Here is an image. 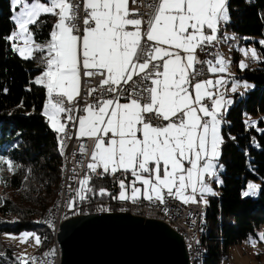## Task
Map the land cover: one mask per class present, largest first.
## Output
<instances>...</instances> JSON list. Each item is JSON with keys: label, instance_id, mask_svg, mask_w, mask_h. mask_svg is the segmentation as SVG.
<instances>
[{"label": "snow or ice", "instance_id": "6c2138e0", "mask_svg": "<svg viewBox=\"0 0 264 264\" xmlns=\"http://www.w3.org/2000/svg\"><path fill=\"white\" fill-rule=\"evenodd\" d=\"M147 8V13L130 9L129 0H10L14 28L0 39L23 60L39 59L42 75L32 83L46 89L41 114L57 133L61 153L70 138L69 125L78 139L95 141L86 164L89 172L79 179L75 192L79 200L96 194L90 186L93 176L103 179L121 172L135 180L130 182L131 196L124 180H119L120 200H137L142 194L160 204L167 198L207 204L206 197L215 195L209 181L222 183L221 127L233 104L221 89L237 93L241 84L233 81L228 89L224 76L197 80L205 71L228 72L223 57L202 60L197 53L211 55L206 50L217 42L222 24L230 21L229 0H149ZM46 16L57 20L48 41L41 44L35 35L47 24L42 19ZM258 43L264 47V40ZM241 51L259 59L256 49ZM238 66L247 68L243 61ZM82 72L85 77H102L98 87L88 88L86 95L92 101L83 107ZM242 86L249 88L247 83ZM122 98L126 102L121 103ZM251 127L264 135V130ZM252 146L261 148L258 142ZM86 152L81 145L80 153ZM0 163L13 171L11 160L0 157ZM259 190L249 182L242 196H254ZM98 194L108 193L100 188ZM30 237L41 244L35 233L20 234L22 243ZM259 239L264 240V234ZM16 260L45 264L23 254Z\"/></svg>", "mask_w": 264, "mask_h": 264}, {"label": "trees", "instance_id": "16d2710c", "mask_svg": "<svg viewBox=\"0 0 264 264\" xmlns=\"http://www.w3.org/2000/svg\"><path fill=\"white\" fill-rule=\"evenodd\" d=\"M229 8L230 21L222 25V30L250 37L245 43L255 45L259 59L256 65L247 66L245 73L240 72L239 78L252 81L254 88L239 102L234 101L227 112L228 122L221 129L224 143L220 160L225 168L220 197L210 196L205 210L203 264H219L228 257L231 247L256 236L264 225V135L251 127L264 130V47L258 43L264 40V0H229ZM11 14L10 0H0V38L14 28ZM42 19L47 24L35 39L44 44L56 17ZM42 71L39 59L23 60L0 39V157L13 162V171L2 176L12 196L0 192V264H19L16 250L3 244V233L33 231L44 240L47 229L37 222L57 194L63 169L57 133L41 114L46 89L32 83ZM255 142L260 149L252 146ZM249 180L262 182L257 198L242 196ZM90 186L96 194L89 193L88 198H114L111 191L116 192V181L110 175L93 179ZM100 188L108 194L99 195ZM44 248L46 245L40 249Z\"/></svg>", "mask_w": 264, "mask_h": 264}, {"label": "water", "instance_id": "95a60500", "mask_svg": "<svg viewBox=\"0 0 264 264\" xmlns=\"http://www.w3.org/2000/svg\"><path fill=\"white\" fill-rule=\"evenodd\" d=\"M58 240L62 264H190L180 233L160 220L127 212L67 219Z\"/></svg>", "mask_w": 264, "mask_h": 264}, {"label": "built area", "instance_id": "2783aa9c", "mask_svg": "<svg viewBox=\"0 0 264 264\" xmlns=\"http://www.w3.org/2000/svg\"><path fill=\"white\" fill-rule=\"evenodd\" d=\"M149 0H137L136 4L129 0L130 9H139L143 13L148 12L147 4ZM83 15V13H81ZM207 55L204 52H198V56L202 60L213 59L217 57L216 43L210 46L207 50ZM205 67L204 65H197V68ZM209 73L204 72L203 76L197 77V80L207 78ZM102 77H85L83 72L81 73V97L80 105L83 107L85 101L91 102L92 97L86 95L88 88L98 87ZM96 95H99L97 93ZM125 100V99H121ZM205 103H208L205 101ZM154 123H166L162 121H154ZM68 136L70 138L65 139L64 150L67 154V170L68 179L65 184V195L61 201H58L55 205L53 212V226L57 228V236L59 229L63 221L78 216L88 215L91 213H115V212H128L131 215L140 216L145 219L161 220L176 231H178L185 240L188 258H192L196 255V247L194 246V239L196 235V228L200 226L199 208L201 203H188L184 204L180 200L175 198H167L164 204H160L158 201H148L140 198L137 200H92L86 199L85 201H79L74 198L75 192L79 187V179L89 172L86 168V164L89 162V155L94 148V139L92 138H77L75 134V128L69 125ZM84 145L87 152L85 154L80 153V147ZM114 179H122L121 173H117L115 176H111ZM96 177L93 176V179ZM199 200V198H197ZM72 203V207L69 204ZM44 259L45 264H62V253L58 244L57 248L51 256L40 257Z\"/></svg>", "mask_w": 264, "mask_h": 264}, {"label": "rangeland", "instance_id": "374dc122", "mask_svg": "<svg viewBox=\"0 0 264 264\" xmlns=\"http://www.w3.org/2000/svg\"><path fill=\"white\" fill-rule=\"evenodd\" d=\"M29 2H32V0H29ZM17 10H19V9H17ZM56 20H57V18L55 19V23H56ZM225 24H227V23H224V25ZM221 32H222V26L220 28V33ZM248 40H250V37H248V36L237 37L235 32H233L231 30H228L227 28H225L224 35L223 36H218V40H217V43L219 45V50H221V52L219 51L220 53L218 52V55L220 57H223L228 62V72L230 73V74L228 72L227 73H219V75L220 76H224L229 81V84L227 86L228 89H230L231 83L233 81H239L240 84H241V86L238 88V92L237 93H232L230 90L221 89V91L225 92V97L228 98V99H232L233 103H234L235 100H237V102H239L242 98L245 97V94H246L247 91H249V90L254 88V83L252 81H250V80L239 78V75H240L241 71H237V65L239 64L240 61H243L249 67H252V66L256 65V63L258 61V59H254L252 61L250 59V55L246 57L243 54V52L241 51L242 49H256L255 45L253 43H250V44H246L245 43ZM230 67H231V70H230ZM210 75H211V73H209L208 77L204 78V79H208L210 77ZM232 77H234V79ZM244 83H247L249 85V88H244L242 86ZM227 112L225 113L224 123L222 124V126L225 125L228 122V120L226 118ZM258 122H259V118H256L255 124L257 125ZM221 129H222V127H221ZM260 129H262V128H260ZM75 134H76V129H75ZM221 134H222V132H221ZM64 162H65V157H64ZM218 163L223 166L222 169H220L218 171V178H219L220 181H223L221 173L224 172L225 165H224L223 162H221L220 159H219ZM63 166H64V164H63ZM62 171H63V169H62ZM11 172L12 171L8 170V167H7L6 164L0 163V192L4 193L5 195H10V197L12 196L11 195L12 192L9 189H5L4 180L2 179L4 177H2V176L5 175V174L8 175ZM118 173H121V172H118ZM61 175H62V173H61ZM121 175H122V179H114V178L111 177L112 179H114L116 181V189H115L116 192H112L111 191V193H115L114 194V198L112 200L119 199V196H118V194H120L119 193L120 192L119 180H125L126 179L124 173H121ZM95 179H99V178H95ZM131 181H133V180L131 179ZM249 182H252V183L260 186V189L262 187V182L261 181L249 180L248 183ZM59 183H60V179H59ZM59 183H58V186H59ZM209 183H211V187L213 188V190L215 192V195H208L206 197L207 204L203 203V206H204L205 210H206V208L208 207V205L210 203V196L220 197V194H221L220 187H221L222 183L216 184V183H213L211 181H209ZM136 186L137 187H141V189H142V185L141 184L137 183ZM245 190H247V185L242 190V192L245 191ZM259 191L257 192L256 195L247 196V197L257 198L258 195H259ZM57 192H58V189H57ZM127 194L129 196H131V183H130L129 190H127ZM243 197H245V196H243ZM74 198L76 200H79V199L76 198V195H74ZM141 198H143V196H141ZM197 198H199V197H197ZM56 199H57V194H56L55 198L53 199V201L51 202V204H49L47 209L44 210V211L47 212L48 208L54 203V201ZM87 199H92V198H87ZM85 200H83V201H85ZM92 200H110V199H92ZM79 201H81V200H79ZM46 212L44 213L43 216H45ZM91 214H98V213H91ZM88 215H90V214H88ZM78 216H80V215H78ZM42 219H43V217H41L39 219V223L44 228L45 224H43L41 222ZM204 219H205V213H204ZM45 228L47 229V232H48V228L47 227H45ZM171 228H173V227H171ZM23 232L34 233L33 231L31 232V231H27V230L19 232V233L7 232V233L12 234L13 236H15L16 237L15 239L11 238L10 236L5 235L6 233H3L1 235V239L4 242L3 244L4 245L6 244V246L13 247L16 250L15 254L17 256H21L22 254L26 255V256H30L32 254L34 255L35 253L37 254L39 252L45 251V249L49 250L53 246V243H54L53 241H54L55 238H52V240H50L51 237H54L52 234H51L52 236L49 234L50 235V239H48V238H46L45 240H41L40 239L41 240V244L39 246H37L34 237H30V238H28V240L26 242L22 243L21 240H20V234L23 233ZM47 232L45 233L46 235L45 234L42 235V238L45 237V236L47 237ZM59 232H60V229H59ZM260 234H264V225L261 226L258 229L256 236H252L248 240H246L245 242L240 243V244H236L233 247H231L230 250H229V253H228V257L222 258L219 264H264V240H260L259 239ZM250 240H255L256 243L253 245L250 242ZM51 244H52V246H51ZM58 244H59L60 249H61V245L59 243V240H58ZM44 245H46V248L40 249L41 246H44ZM49 246H51V247H49ZM205 252H206V250L204 251V253ZM61 253H62V249H61ZM202 259H204V256L199 260V264H203V260ZM62 262H63V256H62Z\"/></svg>", "mask_w": 264, "mask_h": 264}, {"label": "bare ground", "instance_id": "6f19581e", "mask_svg": "<svg viewBox=\"0 0 264 264\" xmlns=\"http://www.w3.org/2000/svg\"><path fill=\"white\" fill-rule=\"evenodd\" d=\"M216 50L217 52H219V45L216 42ZM220 53V52H219ZM250 59L253 61L254 59L250 56ZM251 64V63H250ZM233 65V64H232ZM231 70V67H230ZM229 73V72H228ZM230 74V73H229ZM234 79V77H232ZM63 155L65 157V162H64V166H63V171H62V175L60 178V183L58 186V192H57V199L54 201V203L48 208L45 216H43V219L41 220V222L43 224H45V227L48 228V232H47V237H43L44 240L46 238L50 239V235L52 234L54 237H51L50 240H52V238L54 239V243L53 246L51 244V247L49 250L45 249V251L43 252H39V253H35L34 255H30L27 257H45V253H48V256H51L53 252L56 251L57 248V228L56 226H53V212L55 210V205L58 201H61L65 195V184L67 182L68 179V170H67V154L65 153L64 147H63ZM204 206L201 203L200 208H199V217H200V226L198 228H196V235H195V239H194V246L196 247V255H194L192 258H190V263L191 264H199V260L204 256V251H205V247L202 243L203 237H204ZM50 234V235H49ZM46 235V234H45ZM51 235V236H52ZM51 242V241H50ZM47 250V251H46ZM44 260V259H41ZM203 260V259H202ZM31 264V261L29 262ZM37 264H39V261L37 262Z\"/></svg>", "mask_w": 264, "mask_h": 264}, {"label": "crops", "instance_id": "0c3cea01", "mask_svg": "<svg viewBox=\"0 0 264 264\" xmlns=\"http://www.w3.org/2000/svg\"><path fill=\"white\" fill-rule=\"evenodd\" d=\"M222 25H224V24H222ZM224 29L222 30V32L221 33H219L218 34V36H223L224 35ZM220 52H221V50H220ZM239 65V64H238ZM237 65V71H241L242 73H245L244 71H245V69L244 70H241L240 68H239V66ZM40 75H42V73L40 74ZM39 75V76H40ZM218 76H220L219 75V73H217V74H211L210 75V77L208 78V79H216ZM242 78V77H241ZM46 102V101H45ZM121 103H124V102H126V100H122V101H120ZM138 135H139V133H138ZM187 166V165H186ZM127 175H128V178L127 179H125L124 180V182H125V184H126V186H127V190H129V187H130V182H131V179L132 180H135V178L134 177H132L131 176V174L130 173H126ZM142 191H143V186H142ZM120 192H121V189H120ZM119 192V193H120ZM118 196H119V194H118ZM141 196H142V194H141ZM202 203V202H201ZM203 204V203H202ZM205 210V209H204Z\"/></svg>", "mask_w": 264, "mask_h": 264}]
</instances>
